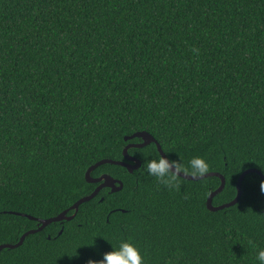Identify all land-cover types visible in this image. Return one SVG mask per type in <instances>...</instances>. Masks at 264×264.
<instances>
[{"label": "trees", "instance_id": "1", "mask_svg": "<svg viewBox=\"0 0 264 264\" xmlns=\"http://www.w3.org/2000/svg\"><path fill=\"white\" fill-rule=\"evenodd\" d=\"M150 133L169 159L202 156L236 195L264 174V0H0V244L92 192L86 168L124 159ZM122 182L70 218L0 250V264H86L131 240L145 264H259L264 179L206 207L209 175L168 188L143 171L152 141L127 149ZM261 185V187H260ZM61 230V231H60Z\"/></svg>", "mask_w": 264, "mask_h": 264}, {"label": "water", "instance_id": "2", "mask_svg": "<svg viewBox=\"0 0 264 264\" xmlns=\"http://www.w3.org/2000/svg\"><path fill=\"white\" fill-rule=\"evenodd\" d=\"M132 137H140L141 138V141L140 142H130V143H127L125 145V147L123 148V156H124V159H121V160H114V159H110V158H102L98 161H96L95 163H93L92 165L88 166L84 172V177H85V180L88 181V182H96L98 183L95 188L92 190L91 193L87 194V195H84L82 197H80L79 199H77L73 204H71L68 208L60 211L58 214L54 215V216H51V217H47V218H37V217H33L29 214H25V213H21V212H16V211H13L14 213H20L22 215H26L27 217L29 218H32V219H35L39 222V225L36 227V228H32V229H28L26 230L25 232H23L18 241L14 242V243H1L0 244V250L4 247H9V248H13V247H16L18 245H20L25 236L29 233H33L35 231H38L40 229H42L45 225H47L48 223L52 222V221H60L62 219H67V218H70L73 214H71L70 216H67L66 215V212L69 210V209H77L78 205L84 201H87L89 200L90 198H92L94 195H96L98 193V191L103 188V187H108L110 189V191H117L119 190L121 187H122V182L117 179V178H114L113 176L109 175L108 173H102L96 177H93L91 176L90 172L92 169H94L96 166H98L99 164L101 163H106V162H109V163H115V164H120L124 167H126L128 169V171H132L133 169L137 168L140 164V160L135 157V156H132V155H129L127 153V149L129 147H132V146H143L145 144H148L149 142H154L156 144V148L158 150V152L161 154V155H165L164 154V151L162 150V148L160 147V144L159 142L150 134L148 133L147 131L145 130H139V131H135L133 133H131L130 135H127L125 136V139H128V138H132ZM248 172H255L257 174H259L263 179H264V174L262 172H260L259 169L257 168H254V167H249V168H246L245 170H243L238 178H237V181H236V195L234 196L233 199H231L230 201L228 202H225V203H222L220 205H213L212 204V198L215 194H217L219 191L222 190L223 186H224V183H225V178L224 176L218 172V171H208L207 173H205L202 177H206V176H209V175H215V176H218L220 178V184L219 186L214 189L213 191H211L207 198H206V207L209 209V210H217V209H220V208H223L225 206H229V205H232L234 203H236L240 197V194H241V181L244 177V175ZM181 177L183 178H187V179H199V178H202V177H191V176H185L184 174H179ZM61 231V230H60Z\"/></svg>", "mask_w": 264, "mask_h": 264}, {"label": "clouds", "instance_id": "3", "mask_svg": "<svg viewBox=\"0 0 264 264\" xmlns=\"http://www.w3.org/2000/svg\"><path fill=\"white\" fill-rule=\"evenodd\" d=\"M160 153L155 158H149L142 164L143 171L156 178L168 188L178 187L179 174L191 177H202L208 172L209 163L202 156H191L186 162L179 156L169 159L168 154ZM261 187V185H260ZM261 191L264 192V190ZM256 260L264 264V248L256 253ZM86 264H145L140 249L131 240H121L118 245L111 246V250L103 253L100 260L89 259Z\"/></svg>", "mask_w": 264, "mask_h": 264}]
</instances>
